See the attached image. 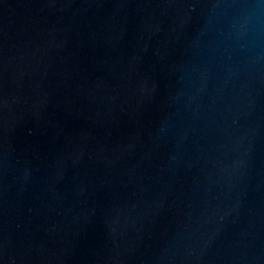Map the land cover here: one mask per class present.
Listing matches in <instances>:
<instances>
[{
    "label": "water",
    "instance_id": "95a60500",
    "mask_svg": "<svg viewBox=\"0 0 264 264\" xmlns=\"http://www.w3.org/2000/svg\"><path fill=\"white\" fill-rule=\"evenodd\" d=\"M0 264H264V0H0Z\"/></svg>",
    "mask_w": 264,
    "mask_h": 264
}]
</instances>
